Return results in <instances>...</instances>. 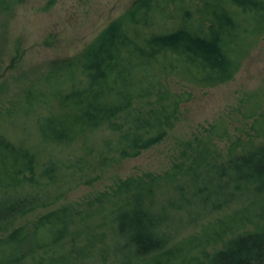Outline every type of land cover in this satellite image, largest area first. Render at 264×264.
<instances>
[{
  "label": "trees",
  "instance_id": "trees-1",
  "mask_svg": "<svg viewBox=\"0 0 264 264\" xmlns=\"http://www.w3.org/2000/svg\"><path fill=\"white\" fill-rule=\"evenodd\" d=\"M263 34L264 0H140L0 104V264H264V88L162 172L14 225L160 143L188 87L231 80Z\"/></svg>",
  "mask_w": 264,
  "mask_h": 264
},
{
  "label": "rangeland",
  "instance_id": "rangeland-1",
  "mask_svg": "<svg viewBox=\"0 0 264 264\" xmlns=\"http://www.w3.org/2000/svg\"><path fill=\"white\" fill-rule=\"evenodd\" d=\"M139 1L6 0L0 8V104L9 105L49 67L80 54L111 21ZM263 88L264 34L231 80L212 87H188L191 96L180 105L177 121L160 143L108 168L91 184L68 190L53 205L28 213L14 225L30 223L53 208L107 189L119 178L162 172L174 157L178 142L189 139L201 126L217 121L246 94ZM19 131L12 126L11 136L18 137Z\"/></svg>",
  "mask_w": 264,
  "mask_h": 264
}]
</instances>
